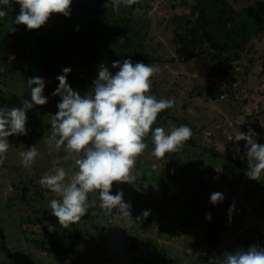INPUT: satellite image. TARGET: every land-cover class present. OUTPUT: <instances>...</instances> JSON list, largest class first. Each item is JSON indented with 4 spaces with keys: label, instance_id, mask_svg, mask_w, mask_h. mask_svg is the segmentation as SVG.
Here are the masks:
<instances>
[{
    "label": "rangeland",
    "instance_id": "374dc122",
    "mask_svg": "<svg viewBox=\"0 0 264 264\" xmlns=\"http://www.w3.org/2000/svg\"><path fill=\"white\" fill-rule=\"evenodd\" d=\"M82 2L90 14L74 18ZM196 2L207 10L205 29ZM0 7V106L30 100L32 76L44 78L47 97L26 110V133L10 134L0 155V264H210L224 251L264 246V172L246 175L245 141L234 139L251 128L264 143V0H71L68 16L51 13L37 29L14 22L18 0ZM123 58L158 65L149 93L174 100L142 138L136 185L113 181L109 189L123 193L132 217L107 213L93 190L87 212L60 225L48 203L59 197L39 179L61 166L67 180L82 152L69 154L51 138L57 75L69 66L66 82L92 95L98 67L114 72L112 61ZM182 123L191 136L155 156L151 128ZM35 144V160L21 165L20 153ZM214 191L224 196L215 204Z\"/></svg>",
    "mask_w": 264,
    "mask_h": 264
},
{
    "label": "clouds",
    "instance_id": "9594fccd",
    "mask_svg": "<svg viewBox=\"0 0 264 264\" xmlns=\"http://www.w3.org/2000/svg\"><path fill=\"white\" fill-rule=\"evenodd\" d=\"M20 11L15 23L27 29H37L49 18L51 13L70 14L71 0H18ZM4 0H0V4ZM0 7V17L5 16ZM110 72L106 65L98 67L93 81L92 95H80L66 82L69 66L57 75L58 86L53 95H59L57 111L51 114V138L57 147L63 145L69 154L81 153L74 160L77 170L66 180V171L55 166L53 171L43 174L39 183L50 189L59 198L49 200L52 214L60 225L68 226L78 221L89 206L88 193L98 190L100 207L109 214L119 216L123 221L132 217L130 202L123 199V193L109 191L113 181H125L135 186L133 174L135 157L142 152L146 143L142 139L161 110L171 108L172 98H156L149 93L151 77L159 71L158 65L144 63L130 58L113 60ZM30 87V100L25 99L21 106H0V155L9 148L10 134L24 135L26 129V110L33 104L43 105L47 97L42 94L45 80L32 76L27 80ZM187 124L174 126L169 131L161 126L151 128L152 153L163 156L175 151L191 136ZM254 129L247 132L240 129L234 132L236 141H245V155L248 160L246 175L257 179L264 172V143H257ZM38 150L35 145L28 146L20 153L21 165L28 167L35 160ZM139 190V189H137ZM223 193L214 191L210 202L222 201ZM148 209L141 215L147 216ZM231 211V208L229 209ZM211 219V214H205ZM210 264H264V246L250 245L247 249L238 248L224 251L221 255L210 257Z\"/></svg>",
    "mask_w": 264,
    "mask_h": 264
},
{
    "label": "trees",
    "instance_id": "16d2710c",
    "mask_svg": "<svg viewBox=\"0 0 264 264\" xmlns=\"http://www.w3.org/2000/svg\"><path fill=\"white\" fill-rule=\"evenodd\" d=\"M193 8L195 9V10H197L198 12H199V16H198V18H199V21L197 22L201 27H203L204 29H205V27H206V25L208 24V23H206V14H207V10L205 9V7H203L202 8V4H201V2H196L195 3V5H193ZM82 12V13H81ZM72 14H75L74 15V18H79L80 17V19H81V17L83 16V18H85V17H88V15L90 14V11H89V9H88V7L86 6V4H84L83 2H82V5H81V8H80V10H78V9H74V10H72ZM82 23V22H81ZM38 44V43H37ZM39 44H38V46L36 47V48H34V51L37 53V51H38V48H39ZM41 53H39V55H40ZM45 62L46 61H41V63L42 64H45ZM34 70H32V72H33ZM209 94L212 96L213 95V93H212V90L211 89H209ZM45 240H43V239H41V244L44 246L45 245Z\"/></svg>",
    "mask_w": 264,
    "mask_h": 264
}]
</instances>
